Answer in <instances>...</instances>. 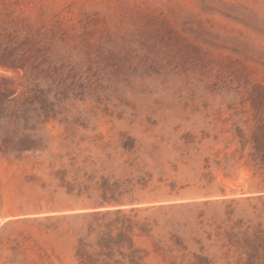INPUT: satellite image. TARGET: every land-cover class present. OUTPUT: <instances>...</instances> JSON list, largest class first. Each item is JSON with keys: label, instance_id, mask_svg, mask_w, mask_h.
Segmentation results:
<instances>
[{"label": "rangeland", "instance_id": "rangeland-1", "mask_svg": "<svg viewBox=\"0 0 264 264\" xmlns=\"http://www.w3.org/2000/svg\"><path fill=\"white\" fill-rule=\"evenodd\" d=\"M140 171L111 259L61 177ZM0 264H264V0H0Z\"/></svg>", "mask_w": 264, "mask_h": 264}, {"label": "trees", "instance_id": "trees-1", "mask_svg": "<svg viewBox=\"0 0 264 264\" xmlns=\"http://www.w3.org/2000/svg\"><path fill=\"white\" fill-rule=\"evenodd\" d=\"M135 144L136 140L128 137L124 149L133 151ZM61 178V195L66 207L80 210L94 209L91 212L77 215L94 216L96 219L104 220L103 224H98L97 228L94 227L92 231L96 233V242L108 249L100 253L106 254L111 259L114 258L113 244L121 245L125 241L131 248L133 240L130 233L134 231V226L144 228V224L139 225L134 220L138 212L153 208L149 204L158 200L186 196L192 189L190 183L178 180L165 182L163 178L156 180L154 174L145 171L121 176L102 175L98 177L97 174H93L83 180H68L66 174H63ZM213 183L212 177L208 185H202L199 188L225 191L224 187ZM115 230H118V233L115 234ZM120 253L123 259L129 258L130 260H133L135 255L134 252H126L123 249ZM123 259H118L117 262Z\"/></svg>", "mask_w": 264, "mask_h": 264}]
</instances>
